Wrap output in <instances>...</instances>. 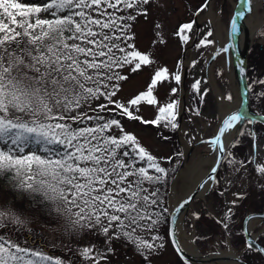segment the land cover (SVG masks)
Masks as SVG:
<instances>
[{"label": "snow or ice", "instance_id": "6c2138e0", "mask_svg": "<svg viewBox=\"0 0 264 264\" xmlns=\"http://www.w3.org/2000/svg\"><path fill=\"white\" fill-rule=\"evenodd\" d=\"M151 3L152 0H44L36 5L0 0V179L11 185L13 193L26 199V206L0 208V264H74L40 246L38 242L44 241L45 232L68 237L87 232L107 240L124 239L137 250L147 252L145 260L151 256L156 247L153 242L159 237L153 236V242L141 237L162 222L163 213L157 209L163 207L161 189H167L170 169L140 146L133 134L125 132L116 117L156 126L166 121L165 127L176 129L179 101L161 107L158 119L144 121L114 99L120 90L119 82L128 79L118 70L131 66L130 70L136 72L142 64L150 63L149 57L134 50L135 45L128 41L134 39L129 33L131 22L138 15L147 16ZM241 3L238 16L243 18L245 6L251 13L252 0ZM208 6L206 2L198 12ZM193 27L194 22L184 23L177 35L187 41L185 30ZM237 30L233 19L231 31L235 34ZM212 35L209 30L199 43L214 44L207 39ZM227 50L219 49L213 59ZM167 76V68L156 71L147 91L128 104H156L153 88ZM174 80L180 83L178 72ZM199 87L200 81H196L193 88L199 92ZM176 91L173 88L172 94ZM102 98L107 103L94 106ZM241 118L234 114L225 119L220 135ZM113 129L121 134H112ZM206 143L224 150L220 136ZM167 162L171 165L172 158ZM217 163L219 160H214L211 173L217 172ZM228 163L234 164L231 160ZM256 171L264 178V166ZM213 179L209 175L199 187L204 189ZM188 203L190 199H185L176 211ZM167 211L163 208V212ZM232 211L229 207L221 221L225 229ZM194 216L199 218L198 213ZM24 233L31 241L27 236L19 239ZM248 247L252 249L254 242L250 241ZM68 251L80 258V264H100L106 259L105 253L92 247H69Z\"/></svg>", "mask_w": 264, "mask_h": 264}, {"label": "rangeland", "instance_id": "374dc122", "mask_svg": "<svg viewBox=\"0 0 264 264\" xmlns=\"http://www.w3.org/2000/svg\"><path fill=\"white\" fill-rule=\"evenodd\" d=\"M237 1L233 0L232 3L229 0H212L211 2L215 13L225 25L227 33L229 21L234 12V3ZM262 1L263 4L258 7L261 13L264 10V0ZM22 2L39 5L44 0H22ZM206 2L208 3V0H152V3L147 6L148 15H138L137 19L131 22L129 33L134 35V39L128 41L135 45L134 50L147 55L150 63L142 64L136 72L130 70L131 66L118 70L128 79L119 82L120 90L114 99L124 103L134 115L141 117L142 120L158 119L161 107H165L172 101H179L175 110L176 120L174 122L178 125L175 136L183 156L176 155L178 149L173 146V143L163 142L158 136V132L164 136L169 135L171 127L164 126L166 121H161V124L154 128L152 124H145L141 120L116 117L121 120L124 131L133 134L139 145L158 158L162 166H167L169 157H172L171 165L176 166L173 176L167 182L166 191L161 189L163 207L157 211L163 213L162 222L156 230L143 233L141 237L150 242H153V236L159 237L153 242L156 247L151 250V256L145 260L147 252L137 250L131 241L115 237L107 240L100 234L87 232L76 237L45 232L44 241L38 243L49 254L66 261H73L74 264H80V258L74 256L68 248L77 250L92 247L106 254V259L101 260L100 264H187L173 249L168 234L173 185L176 184V198L179 199L186 185L180 180L176 181L177 175L184 163L189 162L192 150L197 146L207 144L206 141L210 140L211 133L206 134L208 129L219 125L221 121L218 109L219 99L228 95H231L232 99H226V101L240 98L239 78L232 55L229 57L230 67L235 81L230 84L228 73L218 65L220 54L225 56L227 51L220 52L213 59L215 53L210 48L211 45L204 46L199 43L205 38L207 28L206 26L201 27L197 20L198 9ZM189 22H194V27L191 31L185 30L184 35H188L189 39L184 41L181 36L177 35V32L181 25ZM207 27L213 32L211 20H208ZM262 31H264V24L257 34L255 43L249 48L248 82L250 109L264 114V83H261L264 81V35L261 34ZM207 39L214 41L213 36ZM228 46V41H226L223 47ZM161 68L168 69V76L158 81L153 88V96L157 103L149 105L146 101H141L137 106L128 104L131 99L147 91L155 72ZM177 72L181 76L179 84L174 80V74ZM196 81H200L199 92L193 88ZM214 86L217 87L218 93ZM173 88L177 89L175 94H172ZM95 103H107V101L102 98L94 102V106ZM105 114L112 115V113ZM240 133L228 148L215 178L211 180L209 192L203 197H196L187 205L181 226L182 230L191 236L197 251L202 255L215 256L221 250L231 248L237 258L247 264H264V255L248 247L243 231V222L249 213L264 211V178H260L261 174L256 171L259 166H264V124L250 120L242 121ZM112 134L119 136L121 133L118 129H113ZM229 160L234 164H229ZM240 161L244 162L243 165L239 163ZM234 200L235 205L233 206L232 201ZM8 205L16 208L26 206V199L13 193L11 185L0 179V208ZM229 207H232L233 211L230 219L225 221L228 224V228L225 229L221 221ZM163 208H167L168 211L163 212ZM194 213H198L199 218L194 216ZM253 221L255 225L252 226L251 232L264 245V220L255 218ZM31 226L37 232L40 231L36 224ZM13 235L16 234L13 233ZM26 236L31 241L32 238L27 233L19 235V239L24 240ZM160 244L164 247L159 248ZM84 264H92V262L85 261Z\"/></svg>", "mask_w": 264, "mask_h": 264}, {"label": "bare ground", "instance_id": "6f19581e", "mask_svg": "<svg viewBox=\"0 0 264 264\" xmlns=\"http://www.w3.org/2000/svg\"><path fill=\"white\" fill-rule=\"evenodd\" d=\"M233 3V0H229ZM262 0H252L251 8L252 11L249 13L246 12L245 16L242 18L240 23L238 24L237 30V46H238V53L240 56L243 55L244 50L248 48L257 38V32L259 28L264 23V10L262 13L258 10V7L262 5ZM208 8L204 9L198 13L197 20L201 24V27L206 26L205 34L209 31L207 24L208 20H211L213 24V37L215 43L211 45V49L214 53H216L219 49L224 48V44L227 41V31L225 25L222 23L220 18L215 13V10L212 6V3L209 2ZM237 5L234 3V6ZM211 36V37H212ZM208 37V38H211ZM227 53L225 56L220 54V58L218 61V65L222 67L223 70L228 73L230 77V84H233L235 79L230 67V48L227 47ZM213 53V54H214ZM217 62H215L216 64ZM215 88V86H214ZM216 92L218 93L217 87L215 88ZM239 105V99H235L233 101H226V99H219L218 101V109L220 111V118L221 120L229 115V114H238L236 109ZM249 110L246 108L244 113H248ZM242 128V118L239 122H237L232 128L225 129L223 135H221V141L224 144V149L228 147L229 143L232 142L240 133ZM213 130V132H211ZM218 126L214 128L211 126L206 134L211 133L210 140L215 138L217 135ZM219 146H212L209 144H205L203 146H197L192 151V155L190 157L189 162L184 163L182 169L180 170L179 174L177 175L176 181L180 180L186 185L183 194L180 196L179 199L176 198V184L173 185V192H172V210L176 211V208L182 203L188 195L193 191L195 187L199 185L202 181L204 176L210 172L211 166H213L214 160H216L218 153L221 150H218ZM175 181V182H176ZM211 186V181L207 185H205L204 189L200 190L198 197L205 196ZM187 210V204L182 208L178 213L177 216V239L178 244L183 251V259L188 264H240L236 258L235 252L229 248L228 250H221L218 254L216 253V257L214 255L205 256L202 255L199 251H197L191 236L184 230H182V220L183 216L185 215ZM251 221V226L249 229L252 228L255 223Z\"/></svg>", "mask_w": 264, "mask_h": 264}, {"label": "water", "instance_id": "95a60500", "mask_svg": "<svg viewBox=\"0 0 264 264\" xmlns=\"http://www.w3.org/2000/svg\"><path fill=\"white\" fill-rule=\"evenodd\" d=\"M241 7H242V3L240 1V3L238 4V6L235 9L234 15L231 19V21L233 19H235L237 21V25L240 23L241 21V17L238 16V13L241 11ZM245 11H246V6H245ZM245 15V12H244ZM229 43L232 49V54L236 63V67H237V75L240 79V101H239V105L237 108V113L239 115H241L243 121L249 119V120H254V121H262L264 122V115L262 114H257L255 112H252L249 109V88H248V81H247V58H248V50L249 47L247 49H245L244 53L242 56H240L238 54V47H237V43H236V33L233 34L231 31V22H230V27H229ZM245 108L249 109V113H243V111L245 110ZM232 114L228 115L227 117H225L218 128L217 131V136H220V129L223 128V121L225 119H227L229 116H231ZM226 153V149L221 150L217 156V159L219 160V163H217L215 166L217 167V172L221 167L222 164V160L225 156ZM216 159V160H217ZM217 172L215 173H211V171L209 173H207L206 176H204V178L202 179V181L199 183V185L205 181L209 175H212L214 178L217 174ZM199 185L197 187H195L193 189V191L188 195V197L186 199H190V202H192L200 193L201 188L199 187ZM189 204V203H188ZM187 204V205H188ZM177 216L178 213L176 211H171L170 213V219H169V238H170V242L172 247L174 248V250L176 251V253L183 258V251L181 250L179 244H178V239H177ZM254 217H261L264 218V211L261 213H250L244 220V231H245V236H246V240L249 243L250 241L254 242V248L257 249L258 251H260L262 254H264V247L256 240V238L254 236H252L249 233V223L251 222V220ZM216 257V256H215ZM237 259V258H236ZM237 261L241 264H246L242 259H237Z\"/></svg>", "mask_w": 264, "mask_h": 264}, {"label": "trees", "instance_id": "16d2710c", "mask_svg": "<svg viewBox=\"0 0 264 264\" xmlns=\"http://www.w3.org/2000/svg\"><path fill=\"white\" fill-rule=\"evenodd\" d=\"M159 117V116H158ZM152 126L154 128H156V125L152 124ZM175 131L176 129H172L170 130L169 132V135L167 136H164L161 132H158V136L160 138L161 141L163 142H168V143H173V146L178 149V152H182L180 147H179V144H178V141L176 140V136H175ZM172 158V157H171ZM172 164V163H171ZM165 168H168L170 169V176L169 178L167 179V182H169L170 178L173 176L174 172H175V168L176 166H172V165H169L168 162H167V166ZM167 205V203H166Z\"/></svg>", "mask_w": 264, "mask_h": 264}]
</instances>
